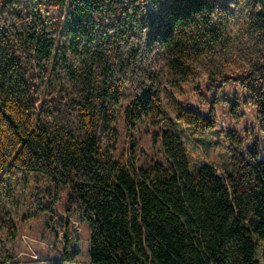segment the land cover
<instances>
[{
    "label": "trees",
    "instance_id": "1",
    "mask_svg": "<svg viewBox=\"0 0 264 264\" xmlns=\"http://www.w3.org/2000/svg\"><path fill=\"white\" fill-rule=\"evenodd\" d=\"M166 68L175 90L241 87L264 123V0H0V195L22 173L65 186L91 264H264L259 143L230 132L226 163L195 165L181 137L182 124L214 132V107L170 95L175 119L157 134L167 162L137 165L135 142L118 155L119 112L129 133L173 119Z\"/></svg>",
    "mask_w": 264,
    "mask_h": 264
},
{
    "label": "rangeland",
    "instance_id": "2",
    "mask_svg": "<svg viewBox=\"0 0 264 264\" xmlns=\"http://www.w3.org/2000/svg\"><path fill=\"white\" fill-rule=\"evenodd\" d=\"M165 76L168 93L165 91L162 96L168 114L173 119L160 114L158 117L161 119L160 123L154 125L151 119L146 117L133 132L129 133L124 113L119 112L114 124L117 129L118 155L120 151H131L129 147L135 142L137 165L150 162L152 158L167 162L157 134L161 132V128L175 119V110L170 103V95H173L183 105H189L204 114H208L212 107L215 108L217 127L214 132L201 136L199 133H192L187 125L178 123L185 131L181 137L195 165L202 162L216 165L226 163L231 155L229 147L233 141L230 132L241 137L244 148L258 142L260 154L264 156V123L257 119L253 105H245L244 89L228 83L219 90L210 91L204 88L200 94L192 84L186 83L182 85V89L175 90L169 81L167 68ZM129 98L123 100L124 106L128 104ZM235 102L240 104L239 118L234 116L232 104ZM171 127L174 131L178 130L176 126ZM196 138H200V141ZM216 140L218 143L215 144ZM234 143L238 144L236 141ZM132 155L130 152V156ZM2 192L0 264H91L90 226L74 213L69 216L70 226L69 223L67 226L65 203L68 189L65 186L58 189L46 175L31 172L22 173L17 178L6 179L2 185ZM9 220L14 221L17 226L16 236L4 227ZM68 229L70 243L68 249L74 251L73 258L69 259L64 257Z\"/></svg>",
    "mask_w": 264,
    "mask_h": 264
}]
</instances>
